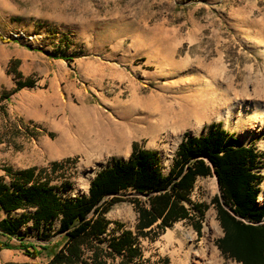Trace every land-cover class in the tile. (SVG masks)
I'll list each match as a JSON object with an SVG mask.
<instances>
[{"label": "rangeland", "instance_id": "obj_1", "mask_svg": "<svg viewBox=\"0 0 264 264\" xmlns=\"http://www.w3.org/2000/svg\"><path fill=\"white\" fill-rule=\"evenodd\" d=\"M16 3L34 28L9 38L50 59L47 70L31 75L35 88L12 95L0 110V168L46 169L69 159L59 180L51 176L53 185L69 184V199L87 194L113 159L126 160L132 143L154 151L167 173L186 137L219 125L261 153L257 203L264 204V0ZM133 195L121 193L106 215L131 231ZM219 196L214 175L197 179L191 199L208 206L199 232L194 217L154 240L139 239L141 257L132 264H203L212 249L213 264H238L216 246L223 235L213 205ZM209 213L216 235L206 243ZM21 235L22 246L0 234V264H45L64 241L40 243L28 228Z\"/></svg>", "mask_w": 264, "mask_h": 264}, {"label": "trees", "instance_id": "obj_2", "mask_svg": "<svg viewBox=\"0 0 264 264\" xmlns=\"http://www.w3.org/2000/svg\"><path fill=\"white\" fill-rule=\"evenodd\" d=\"M0 41H4L1 36ZM19 65L18 60L9 62L7 74L14 76L15 85L1 93L0 103L24 88H35L31 77L24 78L17 71ZM131 148L126 160L113 159L96 173L87 194L69 199L63 195L69 184L53 185L51 178L59 180L69 159L51 162L46 169L0 168L4 173L0 177L4 215L0 234L18 240L21 246L25 228L40 243L62 236V245L45 264H114L117 259V264H132L141 257L139 239L154 240L174 224L194 217L199 232L208 206L192 201L191 196L197 179L215 175L220 196L213 199V205L223 232L216 243L219 252L238 264H264V204L257 203L262 156L254 146L242 145L233 134L214 125L206 134L186 137L178 145L167 173L154 151L138 149L137 143ZM126 192L134 194L129 201L137 215L134 231L106 218Z\"/></svg>", "mask_w": 264, "mask_h": 264}, {"label": "crops", "instance_id": "obj_3", "mask_svg": "<svg viewBox=\"0 0 264 264\" xmlns=\"http://www.w3.org/2000/svg\"><path fill=\"white\" fill-rule=\"evenodd\" d=\"M28 26L34 28L33 21L27 18L23 11L19 10L16 0H0V36L4 39V41H0V95L11 90L15 85L14 76L7 74V67L11 60L20 62L17 71L24 78L31 77L34 72L43 73L44 70L48 69L50 59L48 55L44 57L40 53L29 51L23 45L9 38L11 34L19 29L28 28ZM25 89L28 88L19 92ZM4 102L6 100L0 103V110Z\"/></svg>", "mask_w": 264, "mask_h": 264}, {"label": "bare ground", "instance_id": "obj_4", "mask_svg": "<svg viewBox=\"0 0 264 264\" xmlns=\"http://www.w3.org/2000/svg\"><path fill=\"white\" fill-rule=\"evenodd\" d=\"M231 113H230V110L229 111H227L225 114H224V116H226V115H230ZM199 123V122H198ZM197 123V124H198ZM105 141V140H104ZM96 145V144H95ZM120 145V144H119ZM206 224H208V226L212 229L211 230V232H210V230L206 227V229H205V231H206V233H208V235H207V237H205V242L206 243H208V241H213V238H214V236L216 235V228H215V226H216V224H215V222H214V216H213V214H211V213H209L208 214V216H207V218H206ZM209 231V232H208ZM205 243V244H206ZM208 245V244H207ZM212 252L210 253V255L208 256V260L209 261H207V262H205V263H203V264H213V263H215V261H217V255H216V253L214 252V250L212 249L211 250ZM201 255H203V258H204V254L202 253ZM195 263L196 264H199V260H196L195 261Z\"/></svg>", "mask_w": 264, "mask_h": 264}, {"label": "water", "instance_id": "obj_5", "mask_svg": "<svg viewBox=\"0 0 264 264\" xmlns=\"http://www.w3.org/2000/svg\"><path fill=\"white\" fill-rule=\"evenodd\" d=\"M215 176V175H214ZM215 178H216V176H215Z\"/></svg>", "mask_w": 264, "mask_h": 264}]
</instances>
